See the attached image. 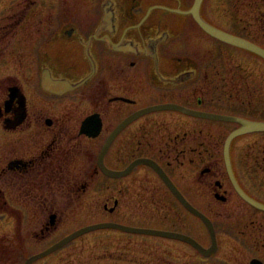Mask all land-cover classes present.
I'll return each mask as SVG.
<instances>
[{
    "label": "flooded vegetation",
    "instance_id": "obj_1",
    "mask_svg": "<svg viewBox=\"0 0 264 264\" xmlns=\"http://www.w3.org/2000/svg\"><path fill=\"white\" fill-rule=\"evenodd\" d=\"M263 6L0 0V233L9 210L14 230L23 226L43 243L26 252L17 234L13 242L0 235V264H24L83 227L108 222L86 225V214L123 208L163 217L113 223L183 234L207 255L179 239L118 229L84 233L59 249L81 239L72 249L91 248L83 264H264V130L234 137L228 152L225 146L240 119L264 123V96L246 101L260 70L250 62L247 73V56L264 59L198 22L264 50ZM180 198L210 220L215 242ZM181 213L199 222L202 239L196 226L177 228ZM166 215L170 226L162 223ZM61 226L66 232L51 241Z\"/></svg>",
    "mask_w": 264,
    "mask_h": 264
},
{
    "label": "rangeland",
    "instance_id": "obj_2",
    "mask_svg": "<svg viewBox=\"0 0 264 264\" xmlns=\"http://www.w3.org/2000/svg\"><path fill=\"white\" fill-rule=\"evenodd\" d=\"M253 3H257L258 1H253ZM264 11V6L261 7ZM260 9V7H256V12L254 14H256L258 12V10ZM253 14V15H254ZM250 26L253 24V21H250L248 23ZM253 27V26H251ZM257 27L259 28V25H257ZM260 29V28H259ZM264 42V41H263ZM249 56V57H248ZM246 59V69H247V73L250 72V66L249 63L250 62H254L255 63V68L258 70V68L260 70H258V73H255V78L258 80V82L256 83V88L254 89L252 86H246V95H247V99L246 101H250L251 98H249V95H262V97L264 96V62L263 61H259L257 58L252 57L251 55H248ZM258 63L261 64V66H258ZM250 75H248V79L250 78ZM253 78V77H252ZM247 85V84H246ZM253 140H248V141H241V143H245V142H252ZM264 147V146H263ZM264 152V151H263ZM191 169H194L192 167H190ZM186 169V165H183L181 167V172ZM198 170V168H196ZM222 173V169L220 170V174ZM197 179L199 182H201L202 178H200V173L196 172ZM206 185H209L208 183H205ZM212 184V183H211ZM202 184H199V187H201ZM251 188L255 189L254 186L251 184L250 185ZM200 189V188H199ZM198 206H203V207H208V205L202 204L204 202L203 199H198ZM9 215H6L8 214ZM115 213H117L116 215H118L119 217H117L115 215ZM115 213H96V214H86L85 217V224H91V223H95L98 221H108V222H117V223H121V224H135V222H132L130 220L133 221H153V222H157L160 223L158 221H161L162 219V215H152V214H147V213H140V212H135L132 213L131 211L126 210L125 208H123L120 212H115ZM11 213L9 212V210H7V212L5 214L1 213V239H4L6 241H10L13 242V239H15L16 234L18 235V237L21 239L20 243L23 244V249L27 252H35V251H39L42 249V245L43 243H39L38 241H34L32 238H30L27 235V232L24 230V227H21V231H17L14 230L13 227L11 226V224L14 223V218H10ZM139 214V215H137ZM142 214V215H141ZM175 217H178L177 219V228L184 230H188L189 226L192 225V227L196 226L197 229V237L202 239V228L201 226L192 218H189L187 215H185L184 213L174 215ZM73 217V216H72ZM173 217L172 215H166L165 216V220L162 222L164 225H172L171 224V220L170 218ZM62 230H64L63 232H61ZM104 230V231H103ZM221 225H219L218 227V232L220 234L221 232ZM101 231V230H100ZM103 232H118L115 229H102ZM65 231V226H61L59 227L57 230H54L52 232V235L49 237L51 238V241H53L55 238H57L60 234H63ZM192 232L194 233V231L192 230ZM89 235H93V232ZM135 236H144L141 234H134ZM221 237V234L219 235ZM80 240L75 241L71 247H66L64 249H58L57 251L51 253L50 255L43 257L39 260H37V262L35 264H83L82 260V255H85L89 258L92 257V254L90 252V247H86V252L85 253H81V249L78 248H74L72 249V247H77V245L80 243ZM3 242V240H2ZM50 242L44 244V246L48 245ZM15 246V245H14ZM13 246V247H14ZM13 247L11 252L13 253ZM45 251V250H44ZM43 252V251H42ZM101 252V251H100ZM41 253V252H40ZM39 254V253H38ZM61 255H63L64 257H62ZM79 255V256H78ZM86 264H91V263H86Z\"/></svg>",
    "mask_w": 264,
    "mask_h": 264
},
{
    "label": "water",
    "instance_id": "obj_3",
    "mask_svg": "<svg viewBox=\"0 0 264 264\" xmlns=\"http://www.w3.org/2000/svg\"><path fill=\"white\" fill-rule=\"evenodd\" d=\"M199 24L202 26V28L210 35H212L213 37L227 42L229 44H233L236 46H240L243 48L248 49L249 51L259 55L260 57H262L264 59V50L260 47H258L257 45H254L244 39H240L237 38L235 36H232L230 34H227L223 31L217 30L215 28H212L211 26L207 25L206 23H204L203 21H200L198 19ZM150 110V109H149ZM201 114V113H200ZM197 115V114H196ZM203 117L206 118H214V119H220V120H231V118L228 117H223V116H214V115H202ZM241 124V128L238 129L237 131L231 133L226 140V151L228 152V146L230 141L240 135L243 134L245 132L248 131H256V130H264V123H259V122H252V121H247V120H239L238 121ZM225 151V158H226V167L228 170V173L230 175V178L233 182V184L235 185L236 190L239 192V189L233 179V174L231 172V167L229 162H227V153ZM144 162H146V160H144ZM139 163H142V161H139ZM182 204L191 212L193 213L195 216L199 217L204 224L206 225L210 237L211 239L215 242V232L213 229V226L210 222V220L203 215L201 212H199L198 210H196L195 208H193L192 206H190L188 204V202L183 199L180 198ZM104 228H113V229H118L124 232H132V233H143V234H151V235H161V236H167L170 238H175V239H179L185 242H189L190 244L194 245L201 253L203 254H207L206 251H204L203 247L200 246L199 244H197L193 239L189 238L188 236H185L183 234H178V233H170V232H163V231H158V230H151V229H137V228H132V227H128L125 225H121V224H117V223H113V222H102V223H96V224H92V225H88L86 227H83L82 229L70 234L69 236L65 237L63 240H61L60 242L56 243L55 245H53L52 247L48 248L47 250L32 256L31 258H29L24 264H30L35 260H38L52 252H54L55 250H57L58 248H60L61 246L65 245L66 243H68L70 240H72L73 238L82 235L84 233L93 231V230H97V229H104Z\"/></svg>",
    "mask_w": 264,
    "mask_h": 264
}]
</instances>
